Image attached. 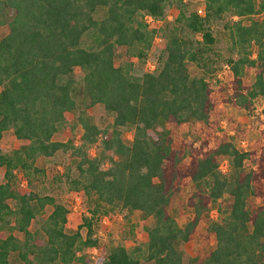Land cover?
Wrapping results in <instances>:
<instances>
[{
	"label": "trees",
	"instance_id": "obj_1",
	"mask_svg": "<svg viewBox=\"0 0 264 264\" xmlns=\"http://www.w3.org/2000/svg\"><path fill=\"white\" fill-rule=\"evenodd\" d=\"M191 1L0 0V26H8L0 38V142L5 131L21 142L12 152L0 146V264L12 254L23 264L89 263L85 251L93 248V264H264V0H204V14L191 11ZM228 13L250 22L229 26L238 57L226 59L219 79L211 25ZM157 36L158 67L135 74L134 60L146 59ZM122 47L128 60L116 65ZM190 63L203 75H193ZM258 102L262 136L241 150L234 139L248 128L225 117L224 105L254 115ZM96 105L111 118L102 127L89 112ZM223 118L234 136L221 129ZM180 127L187 136L177 134ZM59 131L66 140L55 139ZM60 154L68 157L62 175L90 201L73 232L64 204L24 186L45 176L38 158ZM185 191L193 216L180 224L171 207ZM48 206L37 243L30 227ZM117 209L127 219L135 211L153 219L141 226L145 243L101 248L95 225ZM204 222L205 241L185 262L180 245ZM211 236L215 246L208 247Z\"/></svg>",
	"mask_w": 264,
	"mask_h": 264
},
{
	"label": "rangeland",
	"instance_id": "obj_2",
	"mask_svg": "<svg viewBox=\"0 0 264 264\" xmlns=\"http://www.w3.org/2000/svg\"><path fill=\"white\" fill-rule=\"evenodd\" d=\"M189 9L191 11H198L201 14H204V0H192L189 4ZM148 21L153 23V19L148 18ZM169 20H172L173 17L169 16ZM242 20L243 23L248 24L250 19L248 17H239L236 15H231L230 13L226 14L222 19L215 21L212 25V31L216 38V42L213 45V50L210 52V56L215 60V77L222 79L225 75L227 69H229L228 64H226V59L228 58H237V49L233 46L232 40L229 33V26L238 20ZM163 22H159V26ZM153 25V24H152ZM8 32V26H0V38H2ZM159 35V34H158ZM197 38L201 39L202 35L197 34ZM163 53V40L160 36H157L155 39L154 46L149 50L148 56L145 60H134V70L133 72L137 75H142L147 70H154L158 67L160 63V56ZM128 60L126 53V47H122L117 56H116V65L122 64ZM189 69L193 75L200 76L203 75V71L198 68L195 64L190 63ZM208 78L214 79L213 75H207ZM254 76L252 74V80ZM1 90V87H0ZM263 108V104L256 103V109L254 115L249 114L244 109L234 108L229 105H224L225 117L233 116L234 119L240 123L244 128H248V132L244 137H236L235 143L237 147L241 150L249 149L250 145L253 144L257 139L262 136L263 125L258 123L257 114ZM89 112L92 114L95 122L101 127L107 121L111 120L110 116L106 114L104 108L101 105H96ZM72 116V115H71ZM73 117V119H72ZM71 117L72 121H76L74 115ZM227 119L223 118L220 122L221 129L226 131L228 135L234 136L236 133L234 129L228 128ZM83 130L80 125L76 127V134L79 139ZM177 134L180 137L187 136L189 129L185 127H180L177 131ZM132 131L126 133V139L132 138ZM192 138H196L193 134ZM55 139L66 140L67 137L63 131H59L55 135ZM77 139V141H78ZM20 140L15 139L11 131H5L0 142V146L4 152H12L13 149L19 146ZM90 154L93 156L96 154V147H92L89 150ZM68 157L66 155H57L52 158L40 157L36 161L38 167L44 168L46 173L45 176L38 175L32 178V182L27 184L26 180L24 181V186L29 189H32L38 192L41 195H52L56 198L57 202L64 204L69 209L68 222L66 230L68 232H73L77 230L78 226L82 223L83 217L89 215L90 201L86 197L83 191H76L70 187L69 182L66 180V176L62 175V172L65 170V164H68ZM66 164V165H67ZM220 168L223 172L228 171V161L224 160L221 162ZM4 173L5 168L0 167V183L4 182ZM74 172L72 171V174ZM187 191L183 192L180 197L176 198L173 206L171 207V213L176 218V220L183 224L193 214L189 211L186 206V194ZM52 207L48 206L46 210L34 220L32 226L30 227L31 231L34 234V239L37 243H40L44 240V234L41 231V224L47 218V216L52 211ZM219 212L217 207H213L210 212L211 219H217ZM153 219L151 217L145 218L140 211L133 212L129 219L126 218V210L117 209L114 212H110L106 215H102L97 221L95 227L97 229L96 236L99 239V244L102 249H109L118 245H123L128 249H133L136 245L145 243L146 236L141 229V226L147 224H152ZM206 223H202L199 227L196 237L189 242L182 243L180 249L184 254L185 262L194 255L205 241L204 237L201 236L205 232ZM83 235L86 234V228L81 230ZM9 232L1 233V236H7ZM20 239H24V234L15 231L13 233ZM208 247L215 246V238L211 236L209 241H206ZM207 247L206 245H204ZM85 255L89 259V263L74 260L72 264H93L96 256L99 254L97 248L91 250H86ZM10 264H23L22 261L18 258L17 254H12L10 257ZM141 264H150L149 262L143 261Z\"/></svg>",
	"mask_w": 264,
	"mask_h": 264
},
{
	"label": "built area",
	"instance_id": "obj_3",
	"mask_svg": "<svg viewBox=\"0 0 264 264\" xmlns=\"http://www.w3.org/2000/svg\"><path fill=\"white\" fill-rule=\"evenodd\" d=\"M148 18L152 19L151 17H148Z\"/></svg>",
	"mask_w": 264,
	"mask_h": 264
}]
</instances>
